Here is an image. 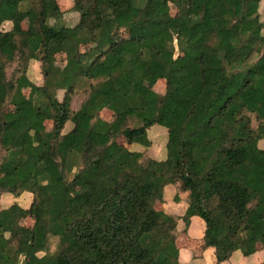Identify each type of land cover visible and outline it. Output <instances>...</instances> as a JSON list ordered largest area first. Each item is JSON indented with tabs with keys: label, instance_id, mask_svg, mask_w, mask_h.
Here are the masks:
<instances>
[{
	"label": "trees",
	"instance_id": "1",
	"mask_svg": "<svg viewBox=\"0 0 264 264\" xmlns=\"http://www.w3.org/2000/svg\"><path fill=\"white\" fill-rule=\"evenodd\" d=\"M59 1L0 0V199L32 195L0 211V264H182L193 217L218 264L264 249V0ZM177 180L182 217L156 208Z\"/></svg>",
	"mask_w": 264,
	"mask_h": 264
},
{
	"label": "rangeland",
	"instance_id": "2",
	"mask_svg": "<svg viewBox=\"0 0 264 264\" xmlns=\"http://www.w3.org/2000/svg\"><path fill=\"white\" fill-rule=\"evenodd\" d=\"M59 4L62 8V10H68L70 8L73 7V2L72 0H60ZM173 14H175V9H173ZM260 14H261V18L262 21L264 22V1L261 3L260 5V10H259ZM79 21V17L78 14L74 13V14H69L67 16H65V22L66 24H68L69 26H74L78 23ZM11 28V24L9 23H5L3 25V29L9 30ZM123 34H125L123 32V30H121L120 32H118V38L121 39V37L123 36ZM57 64L58 66H61V62H64L63 57H57ZM39 62H34L33 64H31L29 71H28V77L32 80V82L34 83H38L37 82V76L38 77H42V73H41V65L39 67L38 65ZM38 65V66H34V65ZM41 64V63H39ZM42 85H43V77L40 79ZM149 85L152 86L157 92L159 93H165L166 90V83L164 81H156V80H150ZM25 95L28 96L29 95V91L25 90ZM58 98L62 99L63 98V92H59L58 94ZM166 137H167V131L163 128H155L149 131V138L150 141L152 142L151 147L148 148L147 150H145L144 148H140L141 150H145L147 151L148 155L151 158H156L157 160L161 159L164 155V153H166ZM263 144L262 147H264V142L261 143ZM138 147H132V150L134 151L135 149H137ZM166 193L165 196H167V199L164 198L163 201H159L156 204V208L158 210H162L165 211L168 214L171 215H175V214H181L183 216L182 213H178L179 209L181 207H188L189 204H191L193 202V198L190 194V192L187 190V188L185 187V185L180 181L177 180L176 183H172L171 185L168 186V188L166 189ZM169 196L171 198H169ZM178 196L180 201L176 202L175 201V197ZM175 201V202H174ZM32 202V199L29 200H22L21 202V206L23 208H27L28 206H30ZM4 207H8L9 203H5L3 205ZM179 208V209H178ZM177 212V213H176ZM181 216V217H182ZM22 224L27 225V226H32L33 222L30 219L24 220L22 221ZM179 230V229H178ZM186 231V232H185ZM178 239H177V246L179 247V249H183L184 247L188 250L193 249L192 246H195L197 248L196 252L197 257L201 256L200 254H202L201 252H204L206 247H205V243L204 240L202 241L203 244V249H201V246H198L196 243L199 242H191L189 240V237L187 235V230L181 228L180 231H178ZM191 242V245H190ZM200 250V251H199ZM261 250V249H260ZM262 264V263H261Z\"/></svg>",
	"mask_w": 264,
	"mask_h": 264
},
{
	"label": "crops",
	"instance_id": "3",
	"mask_svg": "<svg viewBox=\"0 0 264 264\" xmlns=\"http://www.w3.org/2000/svg\"><path fill=\"white\" fill-rule=\"evenodd\" d=\"M23 28L26 30L30 29V22L28 20H26L23 23ZM57 60H58V58L56 60H54V62L52 63V69L54 71L59 70V68L63 67V64H64V62H61V66H58ZM38 65L40 67L41 64L38 63ZM38 65L36 64L34 66H38ZM41 78L42 77L37 76V82L38 83H35V84L41 86L42 85V83L40 82ZM27 90L29 91V95L27 97L31 98L33 93L31 90H29V89H27ZM137 150H139V148H137ZM165 157H166V153H164L163 157L161 159H159V161L164 160ZM154 159H156V158H154ZM167 188L168 187H166V189ZM166 191L167 190H165V193H166ZM164 198L167 199V196H164ZM169 198H171V197L169 196ZM25 199L26 200L32 199V195L30 193H24L20 197H16V196H13L10 194H4L1 196V199H0V211L3 208H5L3 206L5 203H9V206L13 205L14 203H18L19 205H21L22 200H25ZM186 209H187V207L183 206L179 209L178 213L180 212V213L184 214ZM175 215L182 216L181 214H175ZM181 228L186 229L185 225L182 223L179 224V226H178L179 231ZM205 228H206L205 223L200 217H193L190 221L189 227L187 228V235L189 237V240L191 242H193V241L199 242L196 244L198 246H201V249H203L202 241H203V237L205 234ZM191 242H190V245H191ZM192 247H193L192 251L186 249L185 247L183 249H179V260L182 264H218L217 259H216V255H215V250L213 248H206L204 252H201L202 253V254H200L201 256L197 257V255H196L197 254L196 252H198V251H196L197 248L195 246H192ZM260 249L257 251V253H255L249 257H244L240 253H235L233 255V257L230 259V261L224 262L221 264H261V263L264 264V249L263 248H260Z\"/></svg>",
	"mask_w": 264,
	"mask_h": 264
}]
</instances>
